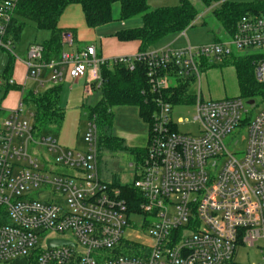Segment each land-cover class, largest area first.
Here are the masks:
<instances>
[{
    "label": "built area",
    "instance_id": "2783aa9c",
    "mask_svg": "<svg viewBox=\"0 0 264 264\" xmlns=\"http://www.w3.org/2000/svg\"><path fill=\"white\" fill-rule=\"evenodd\" d=\"M18 1L0 0V45L7 49ZM64 42L73 45L71 34ZM245 49L261 57L255 76L264 83L262 14L243 15L222 40L196 47L167 44L110 59L87 46L63 50L56 61L45 62L43 45L30 44L19 104L5 117L0 108V264H227L245 245L257 248L264 260V106L251 114L244 98L204 100L200 92L205 61ZM136 62L147 65L155 105L147 154L131 165L140 227L131 225L121 188L101 178L95 116H88L87 150L80 151L60 146L51 134L37 135L33 107L23 110L28 82L40 88L62 83L66 75L85 77V91L92 94L102 86L103 65L123 63L132 71ZM45 69L51 72L47 79ZM197 76L198 94H191L199 133H181L165 92L180 83L190 90ZM12 84L10 78L7 85ZM242 124L246 143L238 157L225 138ZM128 230L146 241L130 237ZM67 232L74 239L47 238ZM54 240L70 244L50 246Z\"/></svg>",
    "mask_w": 264,
    "mask_h": 264
},
{
    "label": "trees",
    "instance_id": "16d2710c",
    "mask_svg": "<svg viewBox=\"0 0 264 264\" xmlns=\"http://www.w3.org/2000/svg\"><path fill=\"white\" fill-rule=\"evenodd\" d=\"M120 3V20L133 19L139 16L142 25L135 28L122 29L115 33L120 41H136L139 52H146L156 47L164 38L173 34H180L193 25L200 14L191 0H179L176 5L162 6L150 9V0H19L10 24L9 36L17 40L20 38L26 21L33 23L38 30L50 31V37L43 43V60L56 61L67 43L64 42L65 32L58 27L59 19L64 10L72 4L82 6L86 23L90 28L106 25L112 21V7ZM206 9H211L214 18L221 24L225 34L232 35L239 19L248 13L264 15V0L240 2L234 0H200ZM73 43L75 37L71 34ZM237 72L239 95L237 97L249 100L264 101V83L255 76V63L261 59L257 55H231ZM14 59L10 57L5 73L10 79ZM103 79L100 87L101 98L92 106H85L89 117L96 118L97 126H113V108L120 105L137 106L143 120L150 123L155 110L154 94L151 90L147 65L136 62L135 69L129 70L123 63L101 67ZM7 80V81H8ZM187 84L180 83L165 92L166 98L173 105L182 102L193 103L194 97L189 92ZM9 87L19 84L8 85ZM62 83L51 84L43 92L29 90L23 101L34 109V129L37 135L57 132L64 121L65 110L60 104ZM252 114V113H251ZM248 121L245 120L244 123ZM119 136L100 134L98 136L99 149L111 151L129 149L137 153L136 163H140L147 154L148 139L143 147L129 148ZM112 186L121 188L127 199L129 208L137 210L140 195L133 182L122 183L117 177L111 182ZM227 264H235L231 260Z\"/></svg>",
    "mask_w": 264,
    "mask_h": 264
},
{
    "label": "rangeland",
    "instance_id": "374dc122",
    "mask_svg": "<svg viewBox=\"0 0 264 264\" xmlns=\"http://www.w3.org/2000/svg\"><path fill=\"white\" fill-rule=\"evenodd\" d=\"M198 8L200 14L196 18L193 25L185 30L186 36L182 33L169 35L159 42L157 46L167 40H171L174 47L188 46H201L206 43H211L217 40L226 38V34L221 24L214 18L211 9H206L200 0H191ZM240 2H249L252 0H234ZM179 0H150V9H156L162 6L176 5ZM120 3H114L112 7V21L109 23L108 28H118L120 25L133 24L139 21V16L132 20H120ZM120 30V28H118ZM47 30H38L32 22L26 21V25L22 31L19 39L12 40L11 46L7 49L0 45V108L4 110L3 116H7L9 110L13 106H18L21 92L19 87H9L7 85V74L5 69L8 65L10 57L14 59L13 70L10 72L9 77L19 79L23 76V61L27 57V45L29 41L37 40L42 41V34ZM50 32V31H48ZM257 50L245 49L242 51L235 50L233 55H246L253 53ZM230 56L220 59L211 58L200 67V92L201 98L206 99H220L226 97H237L239 95V85L236 68ZM192 82L190 93L198 94L199 80L198 76ZM84 80L79 84H72L66 77L62 83V90L60 94V104L65 110V118L61 128L54 133H51L57 140L58 144L64 148L75 149L80 151L87 150L86 134L89 122L88 113L85 106H92L96 104L101 98V91L95 89L93 94H88L84 90ZM47 86V85H46ZM29 90L43 92L44 87H38L37 84L28 82L26 92ZM255 102L254 105H252ZM244 103L251 113L264 106V101L254 99L253 103L249 99L244 98ZM85 105V106H84ZM12 108V109H11ZM29 106L26 102L23 104V110L27 111ZM196 114L194 103H181L173 105L172 117L177 124V129L181 133L198 134L199 121L194 120ZM113 126L98 127V133L107 134L110 136H120L124 139V145L132 147H143L147 142L149 124L143 120L139 114L137 106L120 105L113 108ZM181 121V122H179ZM246 125L242 124L240 129L235 130L231 135L225 138V143L229 150L236 152V156L241 157L245 150ZM100 153V175L104 181L112 182L117 177L122 183H131L134 178V168L131 166L137 161V153H133L129 149L111 151L106 148L99 149ZM130 220L131 225L140 227L143 224V217L135 213V209L131 210ZM127 234L139 241H146V238L140 232L127 231ZM65 236L74 239L70 232L66 234L48 233L47 238ZM46 238L40 242L43 245ZM233 260L235 264H262L263 254L255 247L239 246L236 249Z\"/></svg>",
    "mask_w": 264,
    "mask_h": 264
},
{
    "label": "crops",
    "instance_id": "0c3cea01",
    "mask_svg": "<svg viewBox=\"0 0 264 264\" xmlns=\"http://www.w3.org/2000/svg\"><path fill=\"white\" fill-rule=\"evenodd\" d=\"M119 16H120V13H119ZM128 20H132V19H128ZM107 25H109V23L103 26L96 27V28L88 27L86 20H85L82 6L79 4L69 5L62 13L59 19V22H58V27L61 28L66 34H73V36L75 37V41H74L75 43H73L72 46H70V44H66L64 47V50L81 49L87 46H95L100 55H103L104 57L109 58V59L113 57H117V56H122V55H132V54L139 52L138 42L120 41L115 36V33L119 31L118 28L122 30V29H129V28H135V27L141 26L142 19H140L139 21H136L133 24L120 25V27L118 28H112V27L108 28ZM184 36H186V34H184ZM49 37H50V32H48L47 30L45 34L41 35V38L43 40L39 41V43H43L44 41L49 39ZM226 37H227V34H226ZM35 42H38V41L37 40L29 41L27 48L30 44L35 43ZM165 42H171V40H167ZM165 42L164 43L162 42V44L154 48L162 47L167 44H171L173 46L172 43H165ZM22 66H23L22 78L19 79V82L16 79H14L16 83L19 85L24 83L25 75H26V68H25L24 63L22 64ZM50 73L51 72L49 69H45L43 72V77L47 79L50 76ZM66 77L68 78L69 81L72 82V84L73 83L79 84L82 80H84L85 81L84 90H85V84H86L85 77H81L78 79H72L66 75L65 79ZM32 83L36 84L35 82H32ZM50 85L51 83L45 84V89ZM12 108L13 109L16 108L15 105ZM148 137H149V131H148Z\"/></svg>",
    "mask_w": 264,
    "mask_h": 264
},
{
    "label": "water",
    "instance_id": "95a60500",
    "mask_svg": "<svg viewBox=\"0 0 264 264\" xmlns=\"http://www.w3.org/2000/svg\"><path fill=\"white\" fill-rule=\"evenodd\" d=\"M254 100H251L250 102L253 103ZM62 244H70V242L65 241V240H54L50 242V246H57V245H62Z\"/></svg>",
    "mask_w": 264,
    "mask_h": 264
}]
</instances>
